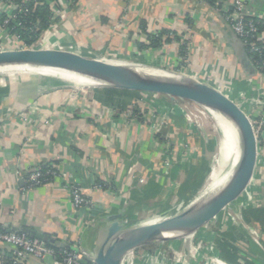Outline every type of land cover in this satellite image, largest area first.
<instances>
[{"label":"crops","instance_id":"1","mask_svg":"<svg viewBox=\"0 0 264 264\" xmlns=\"http://www.w3.org/2000/svg\"><path fill=\"white\" fill-rule=\"evenodd\" d=\"M54 1L46 3L56 13V27L49 21L31 47L34 50L103 56L152 71L189 72L242 105L244 98L264 96V75L248 65L246 47L220 10L205 0H79L63 16ZM251 1L255 12L264 14V0ZM9 10L0 0V18ZM143 23L153 35L176 32L182 44L186 42L187 54L181 55L177 41L143 48L150 44L142 33ZM0 49L13 51L1 32ZM25 74L28 77L8 79L0 74V230L29 229L48 235L61 248L81 247L88 257H95L106 238L107 217L122 214L130 228L145 222L148 212L167 218L185 202L199 198L207 171L197 174L192 162H200L207 141L198 137L203 130L198 128V133L189 124L197 126L193 116L187 123L180 107H175L184 101L159 98L166 105L161 109L148 94ZM47 165L67 177L29 189V174ZM72 182L98 204L95 222L91 213L73 207ZM97 184L104 187L95 188ZM262 209L264 147H257L247 188L192 234V240L180 237L145 246L120 263L230 264L217 250L218 243L225 242L238 249L237 264H264V219L250 214ZM253 230L261 234L263 247L256 243ZM0 255L8 259L0 264H9L11 252L1 243ZM53 261L52 256L43 261L31 257L23 264Z\"/></svg>","mask_w":264,"mask_h":264},{"label":"water","instance_id":"2","mask_svg":"<svg viewBox=\"0 0 264 264\" xmlns=\"http://www.w3.org/2000/svg\"><path fill=\"white\" fill-rule=\"evenodd\" d=\"M248 65L251 66L250 62ZM11 67L48 68L90 78L112 89L153 93L172 100H186L213 109L235 126L239 136V159L229 181L215 194L192 203L185 211L153 224L126 227L122 214L107 217L106 238L97 255L96 264H120L123 257L137 249L178 238L171 234L195 225L193 234L214 219L225 206L238 199L247 188L255 170L257 142L246 114L216 88L192 79L176 80L150 74H137L129 66L115 65L58 50H17L0 52V70ZM47 244L60 245L48 235L29 229H13ZM63 247V245H62Z\"/></svg>","mask_w":264,"mask_h":264},{"label":"built area","instance_id":"3","mask_svg":"<svg viewBox=\"0 0 264 264\" xmlns=\"http://www.w3.org/2000/svg\"><path fill=\"white\" fill-rule=\"evenodd\" d=\"M78 1L79 0H55L53 4L58 10H60L59 14L63 16ZM5 2L6 5L9 6L10 10L6 16H3V20L0 18V32L6 36L14 51L32 49L29 45L24 43L22 35L15 31L16 29L25 30L26 24L21 19L30 14L29 9L24 8L22 4H19L14 0ZM214 5L223 14L225 21L230 25L235 35L239 37L243 41L244 46L249 49V54H252V57H250L251 65L257 72L264 75V14H258L255 12L251 0H216ZM55 15L56 13H52L51 15L50 27L52 28L56 27L54 17L57 16ZM157 34L158 33H154V35ZM173 37L174 35L170 34L164 38ZM183 41H186V38H183ZM69 49L73 50V47H70ZM1 51L3 50L0 49V52ZM196 77L200 76L196 75ZM206 84L211 85V82L206 80ZM144 94L151 95V102L157 101V104H159L161 109L165 108L166 105L158 101L162 99L160 94ZM260 96L264 103V96L262 94H260ZM175 107H180L182 114L185 113V110L194 109L192 106L188 105H185L184 107L175 105ZM162 115H164V113L160 114V118H163ZM189 115L190 114L185 115L186 119ZM60 176L62 178L67 177L65 173H61L54 166H51V168H49L45 173H43L42 170L37 169L31 172L28 176V188L33 190L42 186L45 182ZM103 187L104 186L102 184H97L95 186V188L99 189ZM70 191L73 207L79 211L91 213V221L95 222L97 216H95L94 213L98 208V204L94 200L90 199L84 193L82 187L76 183L72 182L70 184ZM253 236L256 243L260 247H263L261 234L258 231L253 230ZM0 243L7 246L11 252L12 257L9 259V264H23L31 257H35L43 261L48 256H52L54 258L53 264H96L94 257H88L87 252L81 247L76 250L72 248H62V250L58 252L44 241L37 238H31L28 235L19 232L0 230ZM0 260L5 261L8 259L5 255H0Z\"/></svg>","mask_w":264,"mask_h":264},{"label":"bare ground","instance_id":"4","mask_svg":"<svg viewBox=\"0 0 264 264\" xmlns=\"http://www.w3.org/2000/svg\"><path fill=\"white\" fill-rule=\"evenodd\" d=\"M115 65H118V64H115ZM129 67L133 68V70H135L134 73H137V74H147L148 75L149 73L150 75H154V76L170 77L176 80L192 79L194 81H199V82L204 83V81H202L201 79H197L196 75H190L187 73L177 74V73H172V72H161V71H156V70H153V71L145 70V69L140 70L141 67L139 68L133 67V66H129ZM4 71L10 74L11 73H23V74L38 73L41 76L56 78L65 83L74 82V83L86 84V85L98 84L96 81L90 78L82 77L79 75L71 74L66 71L56 70V69L32 68V67H11V68L0 70V72H4ZM211 86L216 88L217 90L220 88L219 86H215V85L214 86L211 85ZM199 106L204 109H208L210 111L212 120L216 123L219 137L221 139V142L223 143V149H224L223 155L221 154L219 156L218 162H216L215 167L211 170L210 174L208 175L204 184L202 185V188L198 194L199 198L186 202L176 212H170L169 217L178 214L183 208L188 207L192 203L197 202L198 200H204L208 198L209 196L218 192L229 181L235 169V166L237 165L238 159H239V146H240L239 136H238L237 130L235 126L233 125V123L229 121V119H227L225 116L220 114L219 112L213 109L207 108L205 106H202V105H199ZM153 223H149V224H153ZM195 227H196L195 225L186 226V227H183L182 229L176 230L171 235L177 236L178 238L187 237L193 234Z\"/></svg>","mask_w":264,"mask_h":264},{"label":"rangeland","instance_id":"5","mask_svg":"<svg viewBox=\"0 0 264 264\" xmlns=\"http://www.w3.org/2000/svg\"><path fill=\"white\" fill-rule=\"evenodd\" d=\"M94 59H97L99 61H103V62H106V63H110V64H118V65L122 64L124 66H131V65H126L125 63H117V62L116 63H114V62L112 63V62H110L111 60L108 61L103 56H100V58L96 57ZM133 67H138V66H133ZM150 67H153V66H150ZM142 69H145V68H140V70H142ZM156 69H158V67ZM161 71L167 72L168 70H161ZM172 73H177V74L184 73L185 74L187 72H185V71H182V72L177 71V72H172ZM0 74H3L4 77H6L7 79H8V77H11V78H21V77H25L26 78V77H28V75L23 74V73H21V74H23V76H21L20 73H11L10 74V73H8L6 71L0 72ZM33 74H38V73H33ZM187 74H189V72ZM34 78H36V77H34ZM197 79H201L202 81H204V83H206L205 78L203 79L202 77H197ZM161 97L165 98V99H170L169 96H165V95H161ZM229 98L232 99L233 102H235L241 108V110L246 114V116L248 117V119H249V121L251 123L252 129H253L255 138H256L257 147L258 148L259 147L260 148L264 147V114H263V116L258 114L260 112L259 109L264 112V103H263V100H262L261 96L257 95L256 97L254 96V97H251V98H244L243 99V105H242V101L241 100H235L234 97L233 96L230 97V95H229ZM178 100H181V99H178ZM181 101H184L183 105H181V106L184 107L185 105H188V106H192L194 108L193 110H185V113L183 114V117L186 119L185 115H187V114H190L192 116L194 115L193 116V122L196 123L197 126L194 125V124L189 123L187 121V119H186V122L189 123L191 126H194L195 128H197L196 130H198V128L203 130L204 132L201 131V133H199L200 130L197 131L200 134V136H198V137H200L202 139L204 138V141L205 140L207 141V148H206V151L204 152L203 156L200 158V162L199 161H197V163H195L194 161L192 162V166L195 167L194 168L195 171H199L200 168L203 169V174H204V170L207 171L206 176L203 179V183H204L205 179L209 175L210 168H211L213 162H214V164H213V168H214L215 165H216V162H218L219 156L221 154L223 155V151H224L223 143L221 142V139L219 137L218 130H217V127H216V123L211 118L210 111L208 109H204V108L200 107L199 105H197V104H195L193 102H191L192 103L191 104L189 101H186V100H181ZM263 112H261V113H263ZM192 133H196V131L193 130ZM215 138L217 139L218 146H217ZM228 169H229V167H228ZM177 204L180 205L179 202ZM188 207L183 208L179 213L185 211ZM176 208H177V206L175 207V209ZM167 217H169V216H167ZM145 218H146L145 222H141V224L139 222H136L137 225L135 223L134 224L136 226H141V225H144L142 223L158 222V221L163 220V218L165 219L166 217H164V216H155L152 212H148V214H146ZM133 227H135V226H133ZM201 228H199V229H201ZM192 238H193V236L190 235V236L184 237L182 239L180 238V240H186L187 242H189V240H192ZM130 254L132 255V253H130ZM134 256H133L134 259L132 260L133 262H135V257ZM120 264H122V263H120Z\"/></svg>","mask_w":264,"mask_h":264},{"label":"trees","instance_id":"6","mask_svg":"<svg viewBox=\"0 0 264 264\" xmlns=\"http://www.w3.org/2000/svg\"><path fill=\"white\" fill-rule=\"evenodd\" d=\"M9 1V0H4ZM15 2L22 4L24 8L29 9L30 14L26 17H23L21 20L26 24L25 30H18L15 31L19 32L22 35L23 41L26 45H29L30 47H34L35 44L40 40L41 36L43 35L44 31L49 26L50 17L52 15V10L50 8V5L46 3V0H14ZM212 4L214 6L216 0H205ZM4 17L1 18L3 20ZM143 34L146 35L147 40L150 42L148 45H141L143 48L147 47H153V48H160L166 43H172L173 41L181 42L179 35L176 32L168 31V30H161L157 35L150 34L147 31L146 24H142ZM170 34H173V38H164L165 36H169ZM241 40V39H240ZM242 44L243 41L241 40ZM180 51L181 55L187 54V44L186 42L182 44L180 43ZM244 45V44H243ZM247 54L252 57V54H249V49L245 48ZM135 94H142L141 92H133ZM49 168H51V165L43 166L40 170H42L43 173H45ZM203 169H199V171H196L197 174H202ZM203 175V174H202ZM250 214L252 216H255L257 220L262 221L264 219V209L262 210H256L251 211ZM248 220V219H247ZM49 246L53 247L56 251L62 250L61 247L54 245V244H48ZM220 248H217L218 254L220 259L226 261L230 264H237L236 260L238 259V249L231 247L227 243H221L219 244ZM223 252V254H222ZM224 254H227L228 257L226 258ZM239 264V263H238ZM250 264V263H249Z\"/></svg>","mask_w":264,"mask_h":264}]
</instances>
